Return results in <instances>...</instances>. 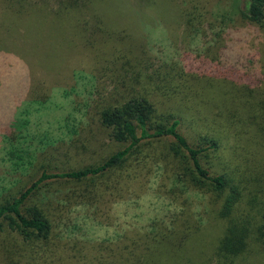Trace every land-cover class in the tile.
<instances>
[{
	"label": "rangeland",
	"instance_id": "374dc122",
	"mask_svg": "<svg viewBox=\"0 0 264 264\" xmlns=\"http://www.w3.org/2000/svg\"><path fill=\"white\" fill-rule=\"evenodd\" d=\"M167 1L180 20L162 18L161 24L150 26L153 29L145 27L136 40L141 58L151 63L179 61L176 67L185 73L236 78L264 99V30L241 17L242 1ZM104 5L106 21L114 22L107 39L91 45L78 34L83 41L73 37V44L62 47L60 33L53 30L57 18H17L0 3V200L16 196L39 178L40 165L46 163L37 161L44 152L53 168L79 169L101 164L126 147L111 140L95 115L106 100L118 96L105 62L120 59L132 41L120 22V0ZM183 13L195 14L194 22L199 18L205 33L185 35ZM86 112L87 120L82 118ZM69 116L83 122L67 129L62 121ZM24 121H29L24 136L13 139L18 135L14 125ZM234 129L223 130L230 132L229 138L223 134V146L207 167H218L235 179L244 194L235 215L254 223L264 211V130L252 128L251 134L241 136ZM183 131L193 140L197 130L186 125ZM172 142L145 141L123 170L96 180L86 198L74 196L69 207L55 210L51 242L61 243L54 257L46 262L43 257L33 262L24 258L21 264H108L136 259L142 251L155 257V264H264V250L253 235L240 256L226 259L218 254L227 229L219 217L222 201L184 179L179 162L168 153ZM28 153L33 164L14 169L13 163L22 162L19 155L30 162ZM74 186L52 183L44 194L55 199L56 206H65L66 196L81 193ZM0 242L22 240L5 234Z\"/></svg>",
	"mask_w": 264,
	"mask_h": 264
},
{
	"label": "trees",
	"instance_id": "16d2710c",
	"mask_svg": "<svg viewBox=\"0 0 264 264\" xmlns=\"http://www.w3.org/2000/svg\"><path fill=\"white\" fill-rule=\"evenodd\" d=\"M105 1L1 0L0 3L8 14L17 18H57L60 23L57 21V26L52 29L60 33V45L69 47L73 44V37L74 41L87 39L91 45L99 38L103 41L107 39L105 35L114 22L106 21L108 13ZM241 1V17L248 24L264 30V0ZM182 17H185L187 24L185 35L196 38L198 34L205 33L201 26L203 22L199 18L197 24L194 22L195 14L186 13L184 16L183 13ZM162 18L167 22L180 20V14L167 0H120V22L125 25L132 41L130 49L127 53H121L120 59L106 60L105 67L114 74L113 83L118 96L106 100L95 115L111 140L126 147L101 164L79 169L53 168L46 159L47 152L42 153L37 162L45 160L46 164L42 162L40 165L39 178L16 196L0 200V235L14 234L22 240L0 242L3 264H21L24 258L31 262L42 257L44 262L52 259L57 243H61L51 242L55 210L69 207L74 196L86 198L95 190L96 180L104 179L114 170H123L145 141L167 138L173 140L168 146L169 156L179 162L180 174L184 179L193 187L207 190L222 201L219 217L227 222V229L218 254L226 259L240 256L246 251L252 235L264 250V211L260 220L254 223L248 218L236 216V208L244 197L243 189L229 173L220 171L218 167L214 171L207 167L213 155L223 146V134L229 138L230 132L223 130L235 128L241 136L251 134L253 129L257 132L264 130V99L256 98L249 85L238 82L241 80L236 78L221 80L185 73L183 68L176 67L180 65L179 61L151 63L150 60H143L136 40L145 34V27H156L162 23ZM153 19L155 22H152ZM92 80L96 78L93 76ZM35 103L43 105L42 101ZM82 118L87 120L88 113ZM82 118L79 120L69 116L62 123L67 129L77 122L79 127ZM73 120L75 123H72ZM27 124L29 121L14 125L18 135H14L13 139L24 136L22 132ZM186 125L197 130L193 140L183 131ZM45 136L48 137L47 134ZM28 156L30 162L26 163L19 155L22 162L13 163L14 169L32 165V156L29 153ZM60 181L75 184L71 188L81 192L66 196L64 201L67 205L61 207L56 206L55 199L44 194L52 183ZM141 253L136 259H125L124 262L119 259L108 264L156 263L155 257L144 251Z\"/></svg>",
	"mask_w": 264,
	"mask_h": 264
}]
</instances>
